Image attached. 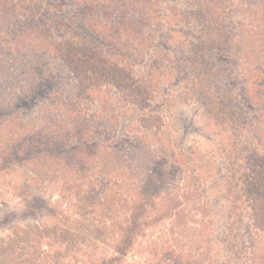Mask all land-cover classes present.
Segmentation results:
<instances>
[{"label": "rangeland", "instance_id": "obj_1", "mask_svg": "<svg viewBox=\"0 0 264 264\" xmlns=\"http://www.w3.org/2000/svg\"><path fill=\"white\" fill-rule=\"evenodd\" d=\"M88 1H96V8L85 12L84 17L82 9L77 11L68 8L69 3L65 4V21L71 16L76 22L71 23L70 30L64 27V33L69 35L71 32L72 37L82 36L93 40L94 45L103 49H122L117 57L136 64L135 70H139L150 84L152 103L148 109L137 111L124 105L114 89L102 86L100 94H96L98 97L74 98V104L68 101V108L57 99H47L45 104L39 103L33 107L26 106L25 113L30 111L26 114L27 118L22 123L18 121L5 128L0 141H8L13 136L10 131L16 128L30 137L36 131L49 129L56 134L65 132L67 138L70 132L68 128L76 125V116L80 113L84 116L85 112V118L95 123L97 128L93 129L92 140L93 143L98 141L97 150L100 152L94 156L87 169V177L80 183L88 191L95 190L93 201L96 208L84 216L78 215L74 207L78 197L72 187L69 188L72 192H67L64 187L68 180L74 183L78 177L76 171L64 168L54 159L33 163L34 160L27 159V153L21 157L18 155L19 147L11 156L9 165L12 168L0 170V211H28V204L36 201L60 209L56 215L48 213L46 208H40L35 213H18L16 216L18 225L30 224L39 234L62 226L75 231L78 241L73 245L53 242L50 247L41 246L49 254L55 251L61 253L59 264H83L90 257L110 255L113 242L118 237V226L127 223V207L135 199L139 179H142L140 171L142 173L146 162L141 158L149 152V156L165 157L172 163L169 171L172 172L174 184L169 189L173 196L184 201L185 222L175 224V218L171 216L144 226L140 235L133 236L132 248L123 264H157L159 259L160 264H172L177 254L185 259L182 264H247L248 258L257 264H264V234L250 227L249 209L239 193L241 179L247 171L245 158L264 152L251 135L264 102L258 100L253 103L248 96L249 90L252 97L258 99L255 95L259 89L257 85L264 84V52L254 65L252 54L248 62L246 54L240 53L226 57L227 63L217 61L216 65L222 71L217 84L223 83L222 88L218 89L211 76L215 70L209 71L210 66L198 61V55L188 47L183 46V49L190 58L183 62L180 60L184 67L180 66L181 69L177 68L170 74L175 45L168 42V37L185 39L188 32H195L196 24L185 13L179 12L175 0L158 1L153 6L134 0L132 2L137 3L136 8L130 5L129 0ZM190 1L194 4L193 0ZM230 1L238 3V0ZM239 1L243 3L240 9L245 13L244 17L252 22L249 24V20L244 18V23L240 24L244 19L236 18L237 28L234 32L240 37L254 34L255 26L264 14V0ZM79 2L80 7H87L83 5L84 0ZM250 7L252 10H249ZM60 17V14L57 15L55 22ZM81 24L98 35L84 31L78 27ZM196 25L200 26L199 23ZM119 29H129L130 41H127V37L118 40ZM138 32L139 41L141 35L147 38H144L146 42H142L141 47L137 45L139 41L134 43ZM161 34L163 36L159 41ZM194 36L197 38V32ZM3 38L6 39L0 42V49L16 55L10 56V60L6 58L7 64L0 62V77L4 78L11 93L23 90L25 96L29 95L35 86L32 81L35 79L37 85L40 74L45 82L37 92L47 87L52 89L50 94L56 93L54 89L59 85H55L57 79L53 75L58 71L57 61L50 58L48 44L29 37L18 44L7 37ZM164 42V46H161L160 43ZM109 46H112L111 49ZM167 50L169 53H166ZM253 54L256 55L255 50ZM3 57L5 55L0 58ZM258 67L261 69L259 76ZM66 80L60 81L61 86L64 84L65 95L70 86ZM223 96H238L247 118L230 115L228 110L231 107L222 104L225 102V99L222 102ZM150 110L157 115L156 123L146 129L140 126V115ZM47 144L42 143L44 146L40 152L57 155L58 152L48 148ZM2 149L3 144H0V151ZM185 196L189 198L184 199ZM21 218L24 220L21 221ZM5 234L7 231L0 229V237ZM170 250L175 255L166 258L165 253ZM163 257L165 262L161 261ZM38 260L41 264H53L48 257Z\"/></svg>", "mask_w": 264, "mask_h": 264}, {"label": "trees", "instance_id": "obj_2", "mask_svg": "<svg viewBox=\"0 0 264 264\" xmlns=\"http://www.w3.org/2000/svg\"><path fill=\"white\" fill-rule=\"evenodd\" d=\"M132 1L134 0H129L130 5L136 8L137 3L134 4ZM143 1L144 5L149 3L153 6L155 2L160 1L159 3H161L166 0H155L154 2L152 0H141V3ZM175 1L179 12L185 13L189 20H193L196 24L199 23L200 26L195 24V32H188L185 39L168 37V42H172L175 45V51L172 53L174 62L171 63V70L167 68L170 70V74L176 71L177 68L181 69L180 66L184 67L181 63L190 58L188 53L184 51L183 46L188 47L193 54L198 55L197 60L201 61L203 65L210 66L208 67L209 71L211 69L215 70L211 76L214 77L213 82H216V88L218 89L222 88L223 83L219 86L217 84L219 73L222 72L220 67L216 65L217 61L227 63L226 57L240 53V55L246 54L248 62L252 54V63L254 65L258 56H263L264 14L256 24L254 34L250 33L240 37L238 33L234 32L237 28L236 18L241 17V20L245 18L249 20V24L252 22L247 17H244L245 13L240 9V6H243L242 1L238 0L237 3L230 0H193L195 5L190 0ZM95 2L84 0L83 5H87L84 9L80 7L79 0H0V42L2 39H6L3 37H7L9 41L18 44V42L29 37L48 44L49 49L46 48L50 58L57 61L58 71L53 75L57 81L54 83L59 85V87H55L56 93L53 94H50L52 89L47 87L37 92V89L45 82L42 81L43 76L40 74L37 85L35 79L32 81L34 83H32L33 86L35 85L33 92L25 96L26 92L23 90L11 93L6 86V82H4V78L0 77V136L5 128L11 127V124L15 125L18 121L22 123L27 118L26 114L30 112L25 113L28 106L33 107L39 103L43 104L47 99H57L68 108V101L74 104V98L80 100L91 99L94 96L98 97L96 94H100L102 86L114 89L120 98L119 100L124 105L130 106L137 111L146 110L150 107L152 103L150 84L143 78L144 76L140 74L139 70H135V63H131L129 60L123 59V57H117L118 53L121 54L122 49L119 47H114L112 51L103 49L94 45L92 43L93 40H88L82 36L72 37L71 32L69 35L64 33V27L66 30L67 28L70 30L71 23L76 22V19L71 18V16H68V21H65L66 18L63 17L66 11L65 4L69 3L68 8L72 7L77 11L82 9L81 14L84 17L85 12H91L96 8ZM249 10H252L251 7ZM59 14L61 17L58 22H55L54 18ZM245 19L240 24L244 23ZM255 21L256 19L253 22ZM79 26L84 31L92 33V35H98L97 32L90 30L87 26L86 28L82 24ZM127 30L129 29L118 30L119 41L126 39V37L127 41H130V32L127 33ZM196 32L197 38L194 36ZM139 36L140 32L136 33L134 37L135 44L138 43ZM162 36L161 34L159 41ZM144 38H146L145 35H141V41L137 44L139 47L143 45L142 42H146L147 38ZM160 44L164 46L165 42ZM1 45L0 43V48ZM137 45L135 47H138ZM111 47L109 46L110 49ZM254 50L256 55L253 54ZM166 53H169V50ZM4 55L5 58H0V62L4 63L5 61V64H7L6 58L8 59L10 56L16 57L14 53L10 54L8 51L0 49V57ZM180 60L182 61L181 63ZM35 72L37 73V70ZM35 72L33 73L34 75L36 74ZM260 73L261 69L258 67V76ZM62 79H67L66 81L70 83L67 95H65L63 90L64 84L61 86L60 81ZM257 86L259 89L255 91V95L258 99H254L248 90L249 100L253 103L258 100L264 102V99H261L264 98V84L262 85L261 83ZM8 90L9 94L7 93ZM61 91L63 92L62 94L60 93ZM224 99L225 102H223ZM222 102L223 105L229 104L231 108L228 112L234 118H247L238 96H233L232 98L223 96ZM148 112L140 115L142 124L140 126H145L146 129L151 128L156 123L155 117L157 116L151 110ZM85 114L86 112L84 116L81 113L78 117L76 116V125L72 129L68 128L70 132H68L67 138H65V132L59 131V134H56L49 129H44L45 132L43 129L36 131L30 137L26 132H19L16 128L10 131L13 136L8 141H3V139L0 141V144H3V149L0 151V170L6 167L12 168V165H9L11 156L16 148L20 147L18 155L21 157L27 153V159L34 160L32 161L33 163H38L39 161L44 163L49 161V159H54L59 164H62L64 168L76 171L75 174L78 177L74 183L68 180L67 183L65 182L64 187L67 192H72L69 190L71 187L74 189L78 197L75 199L76 204L74 207L77 210V214H81V216L92 212L96 208V202L93 201L96 197L95 190L91 189L88 191L84 189L83 184L80 182H83V179L87 177L89 164L94 156L97 155V152H100L97 150L98 141L93 143L92 140L93 129H96L97 126L91 120H87ZM148 114H151V116H148ZM65 116L68 117L67 113H65ZM256 120L257 124L251 129V135L254 136V139L259 142L260 147L264 150V106L261 108V112L259 111ZM43 142L48 143L46 145L48 148L58 152L56 153L57 155L51 152H40L44 146L42 145ZM114 153L117 155L116 151ZM150 155L148 152V155L141 158L146 162L142 173L140 171L142 179H139L135 199L127 207L129 210L127 223L118 226V237L113 242L112 252L110 255L103 254L102 256L90 257L83 264H123L124 259L132 248L133 236L140 235L144 230V226L154 224L157 220L171 216L175 218V224H184L186 216L182 206L184 201L173 196L169 189L174 184L172 172L169 171V166L173 167V165L165 157L155 158L152 154ZM245 169L247 171L241 179L239 193L244 198L249 209L250 227L260 230L264 234V152L251 154L248 158L246 157ZM188 198V196L184 197V199ZM33 203L34 206H32ZM48 206H45V202L36 201L28 204V211H0V229L1 231H7V234L0 237V264H41L38 259L45 257L50 258L53 264H59L61 253L55 251L49 254L41 246L44 244L50 247L53 242L65 246L73 245L78 241L75 231L73 232L69 227L65 228L62 226V228L49 229L48 232L39 234V232L31 228L33 226L30 224L22 226L16 222L18 213H35L40 208H46L47 212L52 215L59 214L61 211L55 206ZM22 220L24 219L21 218ZM65 224L63 223V225ZM95 230L101 232L99 229ZM43 239H47V241H42ZM171 254L172 256L175 255L171 250L166 251L165 257L172 258ZM164 260L163 257L161 261ZM183 261L185 259L180 254H177L173 257L172 264H182ZM157 264H160V259ZM247 264L257 263L253 259L248 258Z\"/></svg>", "mask_w": 264, "mask_h": 264}]
</instances>
